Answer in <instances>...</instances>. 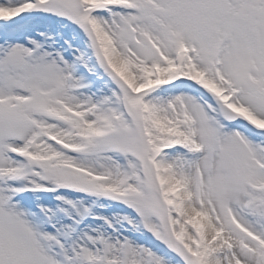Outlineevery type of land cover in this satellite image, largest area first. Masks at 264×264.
<instances>
[{
	"label": "snow or ice",
	"instance_id": "snow-or-ice-1",
	"mask_svg": "<svg viewBox=\"0 0 264 264\" xmlns=\"http://www.w3.org/2000/svg\"><path fill=\"white\" fill-rule=\"evenodd\" d=\"M0 264H264V0H0Z\"/></svg>",
	"mask_w": 264,
	"mask_h": 264
}]
</instances>
